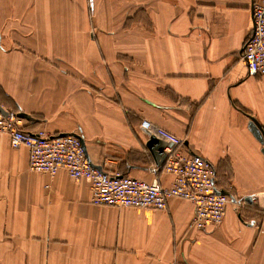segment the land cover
<instances>
[{"label":"crops","instance_id":"obj_1","mask_svg":"<svg viewBox=\"0 0 264 264\" xmlns=\"http://www.w3.org/2000/svg\"><path fill=\"white\" fill-rule=\"evenodd\" d=\"M94 2L0 0V105L33 132L79 135L98 168L169 187L148 120L210 161L232 203L206 231L179 198L96 206L88 179L32 172L1 134L0 264H264V146L250 128L264 130V77L240 55L253 0Z\"/></svg>","mask_w":264,"mask_h":264},{"label":"built area","instance_id":"obj_2","mask_svg":"<svg viewBox=\"0 0 264 264\" xmlns=\"http://www.w3.org/2000/svg\"><path fill=\"white\" fill-rule=\"evenodd\" d=\"M94 9V0H90ZM249 76L264 77V0H253V28L241 52ZM2 107V106H1ZM3 108V107H2ZM0 110V135L9 137L14 150L26 148L29 169L54 177L60 170L75 181L91 182V202L96 206L166 211L168 200L179 198L190 202L194 216L190 229L206 231L221 226L232 195H224L216 182V169L199 155H187L181 149L185 140L154 125L141 123L148 136L166 142L162 172L173 177L169 187H163L158 177L147 182L121 175L109 169L98 168L90 160L82 138L77 134H50L45 130L33 132L23 126L17 112Z\"/></svg>","mask_w":264,"mask_h":264},{"label":"water","instance_id":"obj_3","mask_svg":"<svg viewBox=\"0 0 264 264\" xmlns=\"http://www.w3.org/2000/svg\"><path fill=\"white\" fill-rule=\"evenodd\" d=\"M0 110L4 113L3 108L0 105ZM19 117L22 119H27L31 120V117L27 114L21 113L19 114ZM250 128L255 135V137L259 140L261 144L264 146V130L260 126V124L253 118H251V123H250ZM147 147L150 150L151 154L154 157V160L158 166L163 165L164 160H165V153L164 150L166 147H168V144L166 142H162L158 140L155 137H151L149 139V142L147 143ZM263 153H264V148H263ZM224 195L227 193L225 191L222 192ZM248 202H252V198H249L247 200Z\"/></svg>","mask_w":264,"mask_h":264},{"label":"rangeland","instance_id":"obj_4","mask_svg":"<svg viewBox=\"0 0 264 264\" xmlns=\"http://www.w3.org/2000/svg\"><path fill=\"white\" fill-rule=\"evenodd\" d=\"M94 4H95V2H94ZM88 6H89V10H90V12L92 13L93 11H94V9H92V7H91V2H90V0H88ZM228 191V190H227ZM230 192V191H229ZM231 193V192H230ZM231 195H232V193H231ZM242 203H244V204H246V202L245 201H243Z\"/></svg>","mask_w":264,"mask_h":264}]
</instances>
